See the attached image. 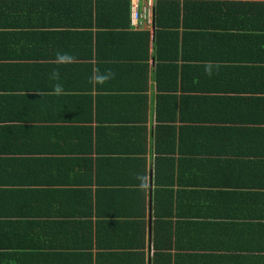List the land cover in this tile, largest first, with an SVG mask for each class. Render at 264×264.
I'll return each instance as SVG.
<instances>
[{
  "label": "crops",
  "instance_id": "crops-1",
  "mask_svg": "<svg viewBox=\"0 0 264 264\" xmlns=\"http://www.w3.org/2000/svg\"><path fill=\"white\" fill-rule=\"evenodd\" d=\"M29 1L38 5L32 11L36 22L43 2L83 5L95 0H0V4ZM121 1L128 2L120 20L129 23L124 30L148 31L152 38L158 0L149 16L146 0ZM178 1L181 6L184 1L264 4V0ZM133 2L140 15L136 23ZM75 12L80 13L79 20L75 14L60 20L87 22V7ZM249 13L251 17L223 27L208 24L185 30L224 37L200 42L207 53L198 52L196 39L183 43L185 58H178L176 90H156L151 57L146 62V87L138 82L134 90L120 89L135 81L118 77L114 86L67 93L82 97L84 118L89 106L84 96L93 97L90 123L2 125L6 140L2 144L18 152L3 155L5 161H0V212L17 225L0 219V264H264V13L259 9ZM50 16L58 13L51 10ZM34 26L0 30L89 29ZM178 31L180 42L188 37L181 27ZM91 63L97 64L94 59ZM209 63L211 75L205 71ZM70 99L50 100L52 116L70 117L75 107ZM66 101L70 104L63 107ZM158 102L164 109L161 122L155 118ZM16 103L1 104V112L17 114ZM35 106L34 112L47 107ZM143 128L146 152L141 151ZM155 138L163 151L168 150L158 159ZM39 148L48 152H36ZM144 163L149 187L140 190L137 176L144 175ZM155 169L161 184L154 183ZM20 181L34 185L26 187Z\"/></svg>",
  "mask_w": 264,
  "mask_h": 264
},
{
  "label": "trees",
  "instance_id": "trees-1",
  "mask_svg": "<svg viewBox=\"0 0 264 264\" xmlns=\"http://www.w3.org/2000/svg\"><path fill=\"white\" fill-rule=\"evenodd\" d=\"M34 5H36L35 2L30 1L9 2V4L1 2L0 27H35L36 23V25L42 26L43 29L50 25H84L85 28L89 29L94 27L97 31L93 33L88 31L89 29L87 31L84 30V32H48L45 30L3 32L0 30V107L3 103L11 102H17L16 104L20 106V111L17 114L1 112L2 108H0V130L4 129L2 125H10L17 121L41 126L68 122L79 123L80 125L84 121L90 123L93 121L92 108L96 103H93V97L90 95L84 96V98L88 99L89 105L88 117L84 118L81 117L82 109L79 101L82 97L72 96L67 93L83 94L92 90L107 88L106 86L108 85L114 86L113 82L118 77L125 81H135L134 86L120 87V89L134 90L138 86L136 85L138 82H142V86L146 87L148 83L146 62L151 57L154 59L155 64L154 80L156 90L159 93L176 90L178 58L180 56L185 58L186 47L184 48L183 43L188 41L189 38L193 41L196 39L199 47L196 48L198 52L207 53L209 50H206V47L202 46L200 42L203 41L204 44H207V41L222 40L224 37L222 34L205 32L185 33V30L195 29V27L204 28L208 24L223 27L234 20L240 21V19L251 17L249 12L252 10L256 11L259 9L264 13V4L257 3L233 2L222 4L221 2L184 1L181 6V2L178 0H158L154 8L155 29L151 38L148 31L124 30L129 28V23L120 22L121 17L126 16V12L122 11L123 7L127 6L128 8V2L126 1L95 0L94 2L88 1L83 5L70 1H60L51 4L52 7L47 2H43L38 12L40 18L36 22L32 15ZM85 5L87 7L86 23L66 24L60 20L61 17H66L70 14H75V20H79L80 13H76L75 10L85 9ZM51 10L56 11L58 17H51ZM23 12L25 15H22ZM5 13L9 16L5 15ZM219 14H223V16ZM1 20H4V23ZM52 20H58V22L51 23ZM180 27L182 28V35L188 36L184 37V39L182 38L181 42L179 41L180 33L178 31ZM116 29H123V31L116 32ZM244 38L247 39V36H244ZM58 52L71 54L75 57V61L70 64L57 63L56 54ZM93 59L97 62L95 66L91 63ZM140 62L142 63L141 67L138 65ZM94 69H99L101 73L110 70L114 73V77L104 84H95L91 80L94 75ZM54 70L60 73L59 81L51 79V74ZM56 83L63 84V95L54 94L53 89ZM116 88L110 87L108 89ZM56 96L73 98V100L70 99L76 107H71L73 116L71 114L70 117H66L63 114L52 116V113L48 110V105L49 101L56 98ZM35 104L47 107L41 110L39 108V112H34V108L35 111L37 109ZM61 104L63 107H68L70 102L66 101ZM163 111L164 109L161 108L160 102H158L155 112L157 121H162ZM145 119L146 115L141 120L145 121ZM0 134L3 136L2 139L0 135V161H2L3 155L18 151L10 149L8 147L10 145L2 144L3 140H6L4 139L5 136L2 133ZM139 134H141L143 141V149L141 151L146 152L145 128ZM137 137H135L136 140ZM137 141L134 140V142ZM153 147L157 159L164 152H168L166 149L163 151V146L158 138L153 140ZM40 148L36 149V152H48ZM141 151L133 149V152ZM28 152L33 151L30 149ZM4 164L9 165V162L6 161ZM143 169V174L146 175L145 163ZM157 172L155 169L154 183L161 184L160 176H158ZM4 183L5 185L8 184L7 181ZM14 183L17 185L16 182ZM19 183L26 187L34 185L32 181H20ZM0 185H3L2 182H0ZM3 214L0 212V219H8L10 223H13L12 226L17 225L14 223L16 221L14 218L3 216Z\"/></svg>",
  "mask_w": 264,
  "mask_h": 264
},
{
  "label": "clouds",
  "instance_id": "clouds-1",
  "mask_svg": "<svg viewBox=\"0 0 264 264\" xmlns=\"http://www.w3.org/2000/svg\"><path fill=\"white\" fill-rule=\"evenodd\" d=\"M75 61V57L72 56L69 53H61L58 52L56 54V62L59 64H70ZM213 65L211 63L205 65V71L208 73V75H211V69ZM216 67H219V65H216ZM114 77V73H112L110 70L104 73H101L99 69H94V75L91 77L92 82L95 84H104L108 80L112 79ZM51 79L59 81L60 80V73L57 70H54L51 74ZM53 92L55 95H62L64 92L63 84L56 83L54 85ZM137 179L140 181L139 189L140 190H147L149 187V178L147 175H139L137 176Z\"/></svg>",
  "mask_w": 264,
  "mask_h": 264
},
{
  "label": "built area",
  "instance_id": "built-area-1",
  "mask_svg": "<svg viewBox=\"0 0 264 264\" xmlns=\"http://www.w3.org/2000/svg\"><path fill=\"white\" fill-rule=\"evenodd\" d=\"M153 1L154 0H146V12L148 14V16L150 15V12L152 10L153 7ZM132 20H134V22L136 23V20H138L139 18V10H138V5L136 4V2H133L132 4Z\"/></svg>",
  "mask_w": 264,
  "mask_h": 264
}]
</instances>
